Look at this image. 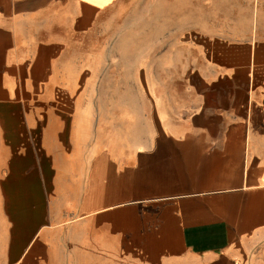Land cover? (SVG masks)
<instances>
[{
  "label": "crops",
  "instance_id": "crops-1",
  "mask_svg": "<svg viewBox=\"0 0 264 264\" xmlns=\"http://www.w3.org/2000/svg\"><path fill=\"white\" fill-rule=\"evenodd\" d=\"M139 2L0 0V264H264L259 5L154 0L115 99Z\"/></svg>",
  "mask_w": 264,
  "mask_h": 264
},
{
  "label": "rangeland",
  "instance_id": "rangeland-1",
  "mask_svg": "<svg viewBox=\"0 0 264 264\" xmlns=\"http://www.w3.org/2000/svg\"><path fill=\"white\" fill-rule=\"evenodd\" d=\"M252 0H233L234 4L239 6L238 19L240 26L237 28H233V30L240 31V36L246 31L245 28H242V22L246 21L247 18L250 17V13L245 11L246 4L251 3ZM255 3H258L259 11L256 12V36L264 42V0H254ZM175 3H179L175 1ZM244 7V8H242ZM120 18L126 21V34L125 40L121 43H117L113 45L112 43V51L125 52L126 53V66L123 68L124 78L126 80V91L123 92L119 85H117L116 92L112 93L115 95V99H123L126 98L128 100L132 99H141L143 98L139 91H137L136 87V71L138 68L134 66L135 63L140 64V62H145L148 64V72L154 73L153 66L150 65L151 62L154 61V56L151 54L154 53V19H156V12H154V0H142L134 5L132 11L127 13H119ZM160 15V12L157 13ZM168 13H164V18ZM172 17H191L192 14L194 17H198L199 12H185L180 10L179 12L176 10H172L169 13ZM204 14V13H202ZM216 14L219 15L218 12L208 11L206 12L207 18H213ZM229 17V16H228ZM161 19V17H159ZM122 30V28H116L113 30L115 34ZM212 30V29H211ZM218 30H224L218 29ZM158 33V32H157ZM264 47V44H263ZM120 50V51H119ZM115 71V79H119L117 68H113ZM140 71L139 73H141ZM123 77L121 76V79ZM118 83V82H117ZM144 97H145V93ZM147 98H151L147 95ZM146 98V97H145Z\"/></svg>",
  "mask_w": 264,
  "mask_h": 264
}]
</instances>
